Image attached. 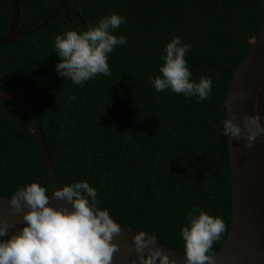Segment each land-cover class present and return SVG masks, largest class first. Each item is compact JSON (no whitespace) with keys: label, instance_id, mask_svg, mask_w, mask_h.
Listing matches in <instances>:
<instances>
[{"label":"trees","instance_id":"16d2710c","mask_svg":"<svg viewBox=\"0 0 264 264\" xmlns=\"http://www.w3.org/2000/svg\"><path fill=\"white\" fill-rule=\"evenodd\" d=\"M63 0H18L20 32L45 22ZM260 0H66L45 26L0 46V89L26 97L36 109L46 147L62 187L85 180L98 190L99 207L120 224L155 233L184 252L180 228L192 205L221 217L228 234L231 182L225 100L234 71L258 32ZM122 14L116 30L127 43L109 54L110 77L98 74L82 87L54 71L52 40L69 29L86 30L101 16ZM10 0H0V37L8 30ZM173 36L190 44L192 79L213 81L199 103L149 82ZM77 97L67 101L69 94ZM0 196L39 182L51 191L30 118L19 104L0 99ZM264 116V87L259 99Z\"/></svg>","mask_w":264,"mask_h":264},{"label":"clouds","instance_id":"9594fccd","mask_svg":"<svg viewBox=\"0 0 264 264\" xmlns=\"http://www.w3.org/2000/svg\"><path fill=\"white\" fill-rule=\"evenodd\" d=\"M126 23L124 15L113 12L101 16L86 30L69 29L57 34L52 40L59 57L55 73L81 87L98 74L110 77L109 54L127 43L125 35L115 33ZM190 47L181 37L173 36L160 54L159 74L149 82L156 92L168 90L195 97L199 103L212 95L213 81L205 76L192 79L185 59ZM76 100L74 94L67 96V101ZM221 134L229 142L243 141L245 148L251 147L258 136L264 142V116L226 115ZM7 199L9 212L19 217L20 226L0 220V264H112L118 251L112 241L121 233V224L111 217L108 208L99 207L98 190L88 181H74L51 192L34 181L18 185ZM52 199L70 207L50 206ZM225 231L221 217L192 205L179 233L185 264H215L212 245ZM131 240L135 253L131 264H176L159 246L155 233L138 230Z\"/></svg>","mask_w":264,"mask_h":264},{"label":"water","instance_id":"95a60500","mask_svg":"<svg viewBox=\"0 0 264 264\" xmlns=\"http://www.w3.org/2000/svg\"><path fill=\"white\" fill-rule=\"evenodd\" d=\"M12 15L7 32L0 37V46L11 45L50 22L65 7L66 0L38 27L22 33L18 30L19 2L10 0ZM264 87V0L259 3L258 32L251 42L245 58L237 65L225 100L226 115L232 113L260 115L259 99ZM0 99L21 105L30 118L42 163L50 183L51 191L61 187L50 159L36 109L24 96L13 91H3ZM231 182L232 212L226 239L214 253L215 264H264V142L259 136L251 147L245 148L243 141L226 138ZM50 191V192H51ZM8 197L0 196V220L20 226L19 217L9 212ZM50 206H66L62 201L50 200ZM120 224V223H119ZM138 231L121 224V233L114 236L118 251L113 254L112 264H131L135 253L131 250V237ZM159 246L176 264H185L184 252L161 241ZM206 264V262H205Z\"/></svg>","mask_w":264,"mask_h":264}]
</instances>
